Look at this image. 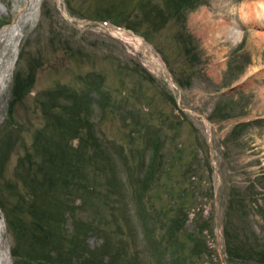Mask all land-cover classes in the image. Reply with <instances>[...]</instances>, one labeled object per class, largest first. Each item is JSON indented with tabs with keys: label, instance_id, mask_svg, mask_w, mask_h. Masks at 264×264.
I'll return each instance as SVG.
<instances>
[{
	"label": "rangeland",
	"instance_id": "obj_1",
	"mask_svg": "<svg viewBox=\"0 0 264 264\" xmlns=\"http://www.w3.org/2000/svg\"><path fill=\"white\" fill-rule=\"evenodd\" d=\"M40 4L0 90L8 264H264V0Z\"/></svg>",
	"mask_w": 264,
	"mask_h": 264
},
{
	"label": "bare ground",
	"instance_id": "obj_2",
	"mask_svg": "<svg viewBox=\"0 0 264 264\" xmlns=\"http://www.w3.org/2000/svg\"><path fill=\"white\" fill-rule=\"evenodd\" d=\"M24 6L20 7L17 17L13 23L8 25L1 33L0 38V90L3 89L7 80L13 72L15 57L11 58L10 53L16 55L19 47V40L22 36L23 24L26 21H31L37 14V9L40 7L41 0H24ZM257 13V12H256ZM261 16V14H260ZM258 17V16H257ZM264 19V18H263ZM124 37V36H123ZM128 39L127 37H124ZM132 41V40H131ZM4 220H0V264H8V252L4 248V241L2 237V228Z\"/></svg>",
	"mask_w": 264,
	"mask_h": 264
},
{
	"label": "trees",
	"instance_id": "obj_3",
	"mask_svg": "<svg viewBox=\"0 0 264 264\" xmlns=\"http://www.w3.org/2000/svg\"><path fill=\"white\" fill-rule=\"evenodd\" d=\"M182 224H179V227L181 226ZM146 236H148L147 235V233L145 234ZM161 238H159V239H156L155 238V240L154 241H152V237H151V245H153V252L157 255V256H159V258H160V256H161V254L165 251V249H166V247H162V245H160L161 244ZM159 260V259H158Z\"/></svg>",
	"mask_w": 264,
	"mask_h": 264
}]
</instances>
